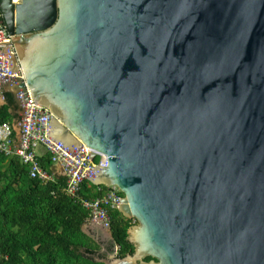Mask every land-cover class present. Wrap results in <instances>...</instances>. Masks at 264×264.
<instances>
[{
  "label": "water",
  "instance_id": "obj_1",
  "mask_svg": "<svg viewBox=\"0 0 264 264\" xmlns=\"http://www.w3.org/2000/svg\"><path fill=\"white\" fill-rule=\"evenodd\" d=\"M0 7L24 71L0 88L20 117L29 93L49 108L48 137L69 154L105 153L86 177L118 186L136 222L133 253L96 261L264 264V0Z\"/></svg>",
  "mask_w": 264,
  "mask_h": 264
},
{
  "label": "trees",
  "instance_id": "obj_2",
  "mask_svg": "<svg viewBox=\"0 0 264 264\" xmlns=\"http://www.w3.org/2000/svg\"><path fill=\"white\" fill-rule=\"evenodd\" d=\"M4 97L0 122L19 120L13 95L5 92ZM42 163L51 167L49 154ZM64 183L63 176L46 184L32 178L19 157L0 152V264H103L95 260V245L84 231L88 210L64 193ZM105 189L87 181L81 194L94 198ZM133 221L118 209L112 214L111 232L121 257L134 251L127 239Z\"/></svg>",
  "mask_w": 264,
  "mask_h": 264
},
{
  "label": "built area",
  "instance_id": "obj_3",
  "mask_svg": "<svg viewBox=\"0 0 264 264\" xmlns=\"http://www.w3.org/2000/svg\"><path fill=\"white\" fill-rule=\"evenodd\" d=\"M19 1L14 0L15 3ZM11 37L14 35L11 34L0 7V83L19 77L24 78L19 59V69L13 70V57L18 56ZM23 96L24 94L20 93V97ZM29 96V100L24 102V112L16 124L10 121L0 122V152L6 156L19 157L21 162L28 166L30 176L45 184L57 182L59 179L57 167L62 169L65 178L64 193L88 210V222L98 219L105 228L111 229L112 214L119 210L118 202L124 197L120 188L116 185L106 186L103 194L94 198H86L81 194L84 183L90 182L86 177L89 169L93 170L97 165L107 167L108 156L95 151L85 143L75 155L66 152L48 137L54 113L46 106L34 103L30 93ZM16 127L19 130V137L15 133ZM89 151L96 153L95 159L88 157ZM45 154L50 155L52 162L50 168H45L42 163ZM117 249L120 250V246Z\"/></svg>",
  "mask_w": 264,
  "mask_h": 264
},
{
  "label": "flooded vegetation",
  "instance_id": "obj_4",
  "mask_svg": "<svg viewBox=\"0 0 264 264\" xmlns=\"http://www.w3.org/2000/svg\"><path fill=\"white\" fill-rule=\"evenodd\" d=\"M95 225L97 226V231H94L93 235H91L95 245V258H108L113 253L119 256V250L117 249L118 245H115L114 243L111 229H107L98 223ZM101 234H106V238L101 240L99 238V235Z\"/></svg>",
  "mask_w": 264,
  "mask_h": 264
},
{
  "label": "crops",
  "instance_id": "obj_5",
  "mask_svg": "<svg viewBox=\"0 0 264 264\" xmlns=\"http://www.w3.org/2000/svg\"><path fill=\"white\" fill-rule=\"evenodd\" d=\"M5 103V97H4V92H3V89L0 88V104H4ZM19 120H16L14 123L16 124ZM15 133H16V136L19 137V130H18V127H16V130H15ZM58 175L59 176H63L64 177V173L62 172V169L58 168ZM85 226L86 224L84 225V229H85ZM86 232V230H84ZM87 233V232H86ZM89 235V234H88ZM90 236V235H89Z\"/></svg>",
  "mask_w": 264,
  "mask_h": 264
},
{
  "label": "rangeland",
  "instance_id": "obj_6",
  "mask_svg": "<svg viewBox=\"0 0 264 264\" xmlns=\"http://www.w3.org/2000/svg\"><path fill=\"white\" fill-rule=\"evenodd\" d=\"M134 223H136L135 221H133ZM85 230V229H84Z\"/></svg>",
  "mask_w": 264,
  "mask_h": 264
}]
</instances>
